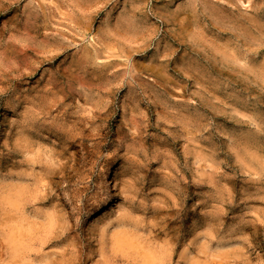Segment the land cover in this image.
I'll use <instances>...</instances> for the list:
<instances>
[{
    "label": "rangeland",
    "instance_id": "rangeland-1",
    "mask_svg": "<svg viewBox=\"0 0 264 264\" xmlns=\"http://www.w3.org/2000/svg\"><path fill=\"white\" fill-rule=\"evenodd\" d=\"M0 264H264V0H0Z\"/></svg>",
    "mask_w": 264,
    "mask_h": 264
},
{
    "label": "bare ground",
    "instance_id": "bare-ground-1",
    "mask_svg": "<svg viewBox=\"0 0 264 264\" xmlns=\"http://www.w3.org/2000/svg\"><path fill=\"white\" fill-rule=\"evenodd\" d=\"M56 56V55H55ZM85 137V136H84ZM119 233V232H118ZM125 233V232H124ZM116 234V233H115ZM120 234H122V233H120ZM128 236V235H127ZM130 237V236H129ZM128 237V238H129ZM129 240H130V238H129ZM129 240H127L126 239V236L124 235V234H122V235H119L118 236V238H117V244L119 245V247L120 248H126L127 246H132L134 243H135V241H134V243H131ZM132 240H133V238H132ZM115 245H116V243H115ZM134 246V245H133ZM131 249V248H130ZM152 256V255H151ZM165 256V255H164ZM149 257V256H148ZM146 260L147 259H145V262H146ZM152 262H153V260H151ZM143 262H144V259H143Z\"/></svg>",
    "mask_w": 264,
    "mask_h": 264
}]
</instances>
